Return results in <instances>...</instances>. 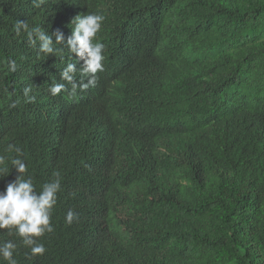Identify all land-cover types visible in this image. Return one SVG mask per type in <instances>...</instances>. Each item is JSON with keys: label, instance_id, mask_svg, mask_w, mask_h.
<instances>
[{"label": "trees", "instance_id": "1", "mask_svg": "<svg viewBox=\"0 0 264 264\" xmlns=\"http://www.w3.org/2000/svg\"><path fill=\"white\" fill-rule=\"evenodd\" d=\"M87 13L104 16V68L73 96L59 73L75 63L76 82L89 78L67 48ZM17 20L61 32L55 54ZM138 75L154 78L136 93ZM138 100L168 112L179 153L127 141ZM111 112L128 114L118 132ZM10 143L36 191L61 178L42 255L0 229L17 264H264V0H0V155ZM17 175L9 164L0 191Z\"/></svg>", "mask_w": 264, "mask_h": 264}, {"label": "clouds", "instance_id": "2", "mask_svg": "<svg viewBox=\"0 0 264 264\" xmlns=\"http://www.w3.org/2000/svg\"><path fill=\"white\" fill-rule=\"evenodd\" d=\"M103 20L104 16L97 13H87L72 18L73 27L71 35L67 39V48L70 53H75L78 58L83 60L80 73L82 76L89 77L86 82L77 83L75 79L77 72L75 63H67L60 70V78L71 85L70 94L73 96L78 88L83 91L89 86H94L95 74L103 71L104 44L94 42V38L101 29ZM15 30L17 34L23 30L28 42L32 45L38 44L39 51L46 55H54L56 52L53 47L52 35L55 36L57 44L63 40V35L58 30L49 35L40 27L33 26L30 28L26 21L17 20ZM12 70H15V62H12ZM153 78L154 76L151 75H146L145 77L138 75L135 78L136 93L140 91L139 85L141 83L147 85ZM129 79L130 74L126 71L125 88L123 90L126 93V97H129ZM64 90H66L64 83L55 82L49 84V92L54 96ZM30 92L31 87H25L23 90L24 96L28 100L34 99V97L29 96ZM131 115L132 122L126 118L128 116L126 112H111L104 118L114 119L115 124L113 125L117 127V132L122 124L125 123V120L129 121L130 137H128L127 141L136 143L138 140H144L145 146L157 154L167 155L166 147L177 151L170 143L171 138L186 145V137L179 135L174 130V126L169 123L168 112L159 110L148 102L138 100L134 101ZM152 135L154 137L149 139ZM188 140L189 142L191 141L189 137ZM6 151L14 153V155L11 157L0 155V176H4L9 172V164L15 167L18 175L15 180L7 183L3 191H0V229H9L10 231L14 229L15 234L21 238L22 244L29 247L32 255H42L46 249L44 244L38 242L36 238L43 236L45 232L53 231L50 220L52 209L57 202V193L61 187L60 174L58 172L55 173V179L43 184L41 190L36 191L31 176L23 175L27 173L28 169L23 159L22 148L10 143ZM76 216L75 211L69 209L65 214V222L71 224ZM134 240L128 236L125 241L133 242ZM16 247L17 245L10 240L0 243V258L7 261V264H17L16 259L13 257Z\"/></svg>", "mask_w": 264, "mask_h": 264}]
</instances>
